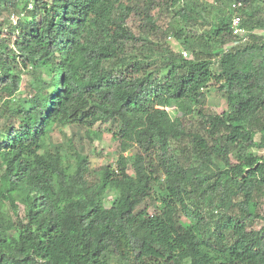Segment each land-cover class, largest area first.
<instances>
[{"label": "trees", "instance_id": "16d2710c", "mask_svg": "<svg viewBox=\"0 0 264 264\" xmlns=\"http://www.w3.org/2000/svg\"><path fill=\"white\" fill-rule=\"evenodd\" d=\"M260 6L0 0V264H264V35L225 47L235 14L264 29ZM67 124L110 126L116 165L52 143Z\"/></svg>", "mask_w": 264, "mask_h": 264}, {"label": "rangeland", "instance_id": "374dc122", "mask_svg": "<svg viewBox=\"0 0 264 264\" xmlns=\"http://www.w3.org/2000/svg\"><path fill=\"white\" fill-rule=\"evenodd\" d=\"M204 2L206 4L208 3L211 4L212 0H204ZM259 9H261L260 11L261 16L264 17V7L261 8L260 6ZM153 13L157 18V23L161 26L162 30L164 31L167 27V24L169 22V16H170L167 10L155 9ZM211 19L214 20L215 16H212ZM141 22H142V18L139 15H133L130 20L131 26L137 32H139V30L141 29V27L138 26L139 24H141ZM254 31L256 32V34L264 35L263 28H256L254 29ZM163 41L171 42L173 44L172 45L173 47L178 46V48H180L181 51H183L182 52L183 56L184 57L188 56L184 54L185 49L181 47L182 45L180 44V42L174 37L167 36L165 39H163ZM30 78L31 76L29 74L23 73L22 83H21L22 92L20 93L21 95H26V93L29 92V87H28L27 82H29ZM214 87H215L214 85H211V88L209 89V91L205 93L206 99H205L204 105H205V108L209 112L215 113L225 108L227 106V103L224 100V98L221 97L219 93L214 90ZM191 126L193 129L197 128L201 130L200 123L197 122L195 119H193V124ZM95 127L104 130L102 133L101 139L95 138L92 140L90 137L86 135L85 131L82 128L77 127L75 125L67 124V125H62V126H55L53 127V130H52V136H51L52 143L61 144V143L66 142L68 138L71 139V141L76 146L82 147L84 153L90 157L91 167L94 170H99L103 165L108 164V163L116 165V161L118 159L119 152H120V143L112 139L113 131H111L110 126H107L106 128V126H100L99 124H97ZM256 138L261 143L264 142L260 134H258ZM130 151L131 149L129 151H126L125 154H127ZM132 151H134V149H132ZM254 151L257 154L264 157V147L255 148ZM1 173H2V169H1V159H0V174ZM115 195H116V192L114 190H110L106 193L105 199H104L106 206H110L111 200L113 199ZM5 208L7 209L8 207L5 206ZM22 209L23 208L21 206V213H22ZM260 225H261L260 222L256 223L257 227H259Z\"/></svg>", "mask_w": 264, "mask_h": 264}, {"label": "built area", "instance_id": "2783aa9c", "mask_svg": "<svg viewBox=\"0 0 264 264\" xmlns=\"http://www.w3.org/2000/svg\"><path fill=\"white\" fill-rule=\"evenodd\" d=\"M243 6V3L241 1L233 2L232 8L238 9ZM15 18V16H13ZM232 31L236 39L229 42L225 47L226 50H229V48L236 46L238 44L246 43L250 40V34L256 33L254 30H249L246 26L243 25V17L240 14H235L232 18L231 23ZM184 54L187 56L188 52L184 50Z\"/></svg>", "mask_w": 264, "mask_h": 264}, {"label": "clouds", "instance_id": "9594fccd", "mask_svg": "<svg viewBox=\"0 0 264 264\" xmlns=\"http://www.w3.org/2000/svg\"><path fill=\"white\" fill-rule=\"evenodd\" d=\"M12 19H13V20H17V18H13V17H12ZM15 22H16V21H15Z\"/></svg>", "mask_w": 264, "mask_h": 264}]
</instances>
